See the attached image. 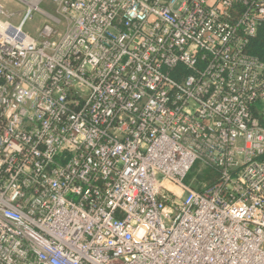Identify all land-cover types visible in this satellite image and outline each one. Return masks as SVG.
Returning <instances> with one entry per match:
<instances>
[{
  "label": "built area",
  "instance_id": "2783aa9c",
  "mask_svg": "<svg viewBox=\"0 0 264 264\" xmlns=\"http://www.w3.org/2000/svg\"><path fill=\"white\" fill-rule=\"evenodd\" d=\"M54 2L0 20V264H264V0Z\"/></svg>",
  "mask_w": 264,
  "mask_h": 264
},
{
  "label": "rangeland",
  "instance_id": "374dc122",
  "mask_svg": "<svg viewBox=\"0 0 264 264\" xmlns=\"http://www.w3.org/2000/svg\"><path fill=\"white\" fill-rule=\"evenodd\" d=\"M12 1H13V4L6 5L5 4L6 0H0V2L3 3L1 5L5 8V10L9 11L11 14L13 13V15L9 14L8 16L0 14V20L9 21L14 25H19L21 20L24 17L26 8L28 9L29 4L28 5L24 4L20 2L19 0H12ZM54 5L55 4L53 3V0H43L42 3L39 4V6L41 7H45L49 9L53 8V10H55ZM59 17L62 18V16H59ZM64 23L60 25V31H63ZM44 24H50L51 26H56V23L50 17L45 16L39 10L34 9L32 11L30 18L26 21L24 25V31L31 36L38 37ZM190 175H192V172ZM188 180H189V177L187 178V181Z\"/></svg>",
  "mask_w": 264,
  "mask_h": 264
},
{
  "label": "trees",
  "instance_id": "16d2710c",
  "mask_svg": "<svg viewBox=\"0 0 264 264\" xmlns=\"http://www.w3.org/2000/svg\"><path fill=\"white\" fill-rule=\"evenodd\" d=\"M262 46H263L262 43L258 44L256 48L254 49V52L261 53ZM188 177H189L188 181H191L193 177H196V181H195L196 184H199L200 182H208V183L210 182L211 183L216 179L215 173L209 168L203 169L202 172L199 173V166L195 167L192 171V175Z\"/></svg>",
  "mask_w": 264,
  "mask_h": 264
},
{
  "label": "crops",
  "instance_id": "0c3cea01",
  "mask_svg": "<svg viewBox=\"0 0 264 264\" xmlns=\"http://www.w3.org/2000/svg\"><path fill=\"white\" fill-rule=\"evenodd\" d=\"M20 2H22V3H24V4H29L32 0H19ZM42 1L43 0H40V3H42ZM39 3V4H40ZM53 3L55 4L54 5V8H55V10H53V8H51V9H49V8H45V7H41L40 6V8H41V13L42 14H44L45 16H48V17H50V16H60L59 15V12H58V6H57V4L54 2V0H53ZM0 4H3V3H1L0 2ZM6 5L8 4V5H11V4H13V1L12 0H6V3H5ZM30 6V5H29ZM29 6H28V8H29ZM27 8H26V10H25V13H24V16H25V14H26V12H27ZM10 15H13V13L11 14L9 11H7ZM51 18V17H50ZM52 19V18H51Z\"/></svg>",
  "mask_w": 264,
  "mask_h": 264
}]
</instances>
